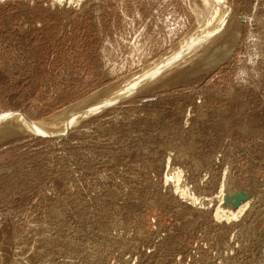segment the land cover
<instances>
[{"label":"rangeland","instance_id":"374dc122","mask_svg":"<svg viewBox=\"0 0 264 264\" xmlns=\"http://www.w3.org/2000/svg\"><path fill=\"white\" fill-rule=\"evenodd\" d=\"M196 1L0 0V115H83ZM225 1L216 37L56 136L2 121L0 264H264V0Z\"/></svg>","mask_w":264,"mask_h":264},{"label":"bare ground","instance_id":"6f19581e","mask_svg":"<svg viewBox=\"0 0 264 264\" xmlns=\"http://www.w3.org/2000/svg\"><path fill=\"white\" fill-rule=\"evenodd\" d=\"M207 1L208 3L206 4L205 2L202 3L201 1L197 0L193 5V9L197 16V24L192 35L189 36L190 38L187 37L188 39H183L175 49H173L169 52L168 55H166L164 59L161 60L160 58V61L158 60L159 62H156L157 64H155L154 66L152 65V63V67L147 68L146 71L144 70L143 73L134 77L129 82L123 84L118 89H116V91L114 90L112 94L110 93L111 95L109 97H107L96 107L85 112L83 115L72 120H67L62 124H52L46 122H31L32 120H29L27 116L26 117L28 118V120H22L13 115H10V112H6L8 114L0 115V124L2 123V121H17L23 125L22 127H26L32 132L45 134L46 136H56L60 131H63L65 128H68L71 125L80 122L88 115L103 110L106 107L112 105L114 102L121 100L126 96H129L130 94L139 90L148 81L157 77L162 71L170 68L172 66V63L177 61L179 62L188 58L189 56L187 55L189 54L193 55L201 46L216 37L223 30L225 23H227L226 21L232 15L231 7L226 3L225 0ZM182 48L186 49L183 50ZM185 55L187 57H185ZM13 114L18 116L23 115H20V113L17 114V112H14ZM239 198L243 199L242 197ZM240 204L237 207H239Z\"/></svg>","mask_w":264,"mask_h":264},{"label":"water","instance_id":"95a60500","mask_svg":"<svg viewBox=\"0 0 264 264\" xmlns=\"http://www.w3.org/2000/svg\"><path fill=\"white\" fill-rule=\"evenodd\" d=\"M239 197H241V196H236V197H234V201H233V207H234V208L237 207V206L239 205V202H240V200H241V198H239Z\"/></svg>","mask_w":264,"mask_h":264},{"label":"built area","instance_id":"2783aa9c","mask_svg":"<svg viewBox=\"0 0 264 264\" xmlns=\"http://www.w3.org/2000/svg\"><path fill=\"white\" fill-rule=\"evenodd\" d=\"M233 201H234V199L232 200V202L230 201L232 203V206H233Z\"/></svg>","mask_w":264,"mask_h":264}]
</instances>
